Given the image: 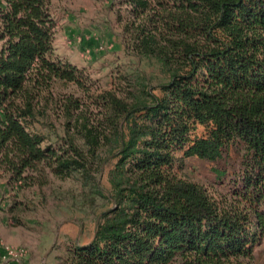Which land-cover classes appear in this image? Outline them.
I'll use <instances>...</instances> for the list:
<instances>
[{
    "label": "trees",
    "instance_id": "1",
    "mask_svg": "<svg viewBox=\"0 0 264 264\" xmlns=\"http://www.w3.org/2000/svg\"><path fill=\"white\" fill-rule=\"evenodd\" d=\"M116 3L137 62L104 87L57 54L50 0H0V176L102 194L107 175L67 264H264V0ZM190 158L211 189L180 175Z\"/></svg>",
    "mask_w": 264,
    "mask_h": 264
},
{
    "label": "rangeland",
    "instance_id": "2",
    "mask_svg": "<svg viewBox=\"0 0 264 264\" xmlns=\"http://www.w3.org/2000/svg\"><path fill=\"white\" fill-rule=\"evenodd\" d=\"M50 1L61 58L85 69L104 87L115 68L137 62L124 50L117 0ZM180 175L209 189L213 186L210 165L197 158L184 160ZM100 182L102 194L77 180L52 176L44 187L19 190L1 175L0 246L25 251L14 264H67L69 249L89 245L100 215L112 207L106 174ZM14 204L18 207L11 211Z\"/></svg>",
    "mask_w": 264,
    "mask_h": 264
},
{
    "label": "built area",
    "instance_id": "3",
    "mask_svg": "<svg viewBox=\"0 0 264 264\" xmlns=\"http://www.w3.org/2000/svg\"><path fill=\"white\" fill-rule=\"evenodd\" d=\"M24 255L25 251L23 250L15 251L12 248L0 246V264H14V261Z\"/></svg>",
    "mask_w": 264,
    "mask_h": 264
}]
</instances>
